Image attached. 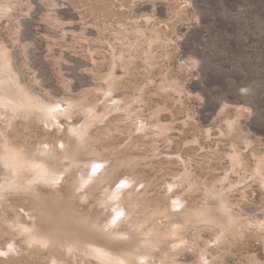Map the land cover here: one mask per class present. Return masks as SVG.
<instances>
[{"label": "rangeland", "instance_id": "1", "mask_svg": "<svg viewBox=\"0 0 264 264\" xmlns=\"http://www.w3.org/2000/svg\"><path fill=\"white\" fill-rule=\"evenodd\" d=\"M0 145V264H264V0H0Z\"/></svg>", "mask_w": 264, "mask_h": 264}, {"label": "bare ground", "instance_id": "2", "mask_svg": "<svg viewBox=\"0 0 264 264\" xmlns=\"http://www.w3.org/2000/svg\"><path fill=\"white\" fill-rule=\"evenodd\" d=\"M2 1V0H1ZM2 53V52H1ZM4 53V52H3ZM7 54V53H6ZM2 56V55H1ZM5 56V55H4ZM5 57L1 58V60L4 61ZM4 63V62H3ZM4 72V71H3ZM10 80V79H9ZM12 87V86H11ZM2 94V93H1ZM9 97V96H8ZM7 99V97H6ZM10 99V98H8ZM16 99V98H15ZM14 99V100H15ZM3 102V101H2ZM5 102V101H4ZM3 102V103H4ZM13 102V100H12ZM18 101H16L15 103H17ZM1 103V104H3ZM4 104H7V103H4ZM8 105V104H7ZM20 105V103L18 104ZM6 106V105H4ZM16 109V108H14ZM19 110V109H18ZM86 141V140H85ZM87 142V141H86ZM80 143V142H79ZM83 144V143H82ZM81 144V145H82ZM6 145V144H5ZM58 148V147H57ZM8 150V149H7ZM44 150V149H43ZM25 151V150H24ZM27 151V150H26ZM8 153V152H7ZM48 154V153H47ZM99 154V153H98ZM9 155V154H8ZM8 155H5L4 154V149L2 148V146L0 145V184L1 186L5 184V182L3 180L6 179V176L8 174V171L11 169V166L13 165L14 163V157L12 156H8ZM27 155V154H26ZM31 155V154H29ZM17 156V155H15ZM20 156V154H19ZM22 157V156H21ZM28 157V156H27ZM26 157V158H27ZM31 157V156H30ZM14 158V159H13ZM56 158V157H55ZM25 159V158H23ZM18 160V159H17ZM121 160V159H120ZM21 161V160H20ZM107 162V161H106ZM87 163V162H86ZM31 164V163H30ZM19 165V164H18ZM21 165V163H20ZM14 167V166H13ZM16 167V165H15ZM17 168V167H16ZM13 169V168H12ZM15 169V168H14ZM12 172V171H11ZM95 174V173H94ZM99 175V174H98ZM12 176V175H10ZM89 177V176H88ZM95 178V177H94ZM48 179V178H47ZM126 184V183H125ZM127 186V185H126ZM125 186V187H126ZM118 187V186H117ZM70 188V187H69ZM102 195V194H101ZM115 195V194H114ZM127 199V198H126ZM114 204V203H113ZM121 207V206H120ZM121 209V208H120ZM119 209V210H120ZM148 210V209H147ZM160 213V212H159ZM116 214V213H115ZM120 214V213H119ZM66 216V219L67 221H70L72 222L73 224H75L76 226L80 227L83 231H88V232H93L96 229H98L96 227V223H95V220H91L89 218H82V219H77L76 217L72 216L71 214H67V215H64ZM119 216V215H117ZM120 217V216H119ZM122 217V216H121ZM126 221V220H125ZM114 224V223H113ZM117 224V223H115ZM28 232V231H27ZM151 232V231H150ZM153 232V231H152ZM232 232V231H231ZM30 234V233H29ZM28 234V235H29ZM122 234H112L109 236V238H107V242L108 243H117V245H120L122 243H126L127 245H129L130 248H128V250L126 251L125 249V252L126 254L125 255H122V256H116V255H112V253L108 252V250H100V249H96V248H90V247H87V246H83L84 248H87L89 253H93L97 259H99L102 263L104 264H125L126 262L128 263V259L129 257L131 258L133 256V258H137L138 256H142L143 254H145L146 252H149L151 249H152V246H153V243L152 242H148L147 241H139V240H136V239H132L131 237H126L125 235L124 236H121ZM32 236V234H31ZM30 236V237H31ZM120 236V237H119ZM29 238V237H26V239ZM123 238V239H121ZM31 240V239H29ZM28 240V241H29ZM34 239H32L33 241ZM122 240V241H121ZM37 241V240H36ZM35 241V243H36ZM39 241V239H38ZM34 242V241H33ZM43 243H53V237H48V238H45L44 240L42 239L41 240V244ZM32 243V242H31ZM156 243V242H154ZM27 244V243H26ZM39 244V243H38ZM44 244V245H46ZM49 245V246H50ZM43 246V245H42ZM75 245L73 246H70V247H74ZM81 249V248H80ZM69 250V249H68ZM71 250V249H70ZM83 251V250H82ZM70 252V251H69ZM77 252V251H76ZM86 252V251H85ZM113 252V251H112ZM79 253V252H78ZM84 254V252H83ZM88 255V254H86ZM90 256V255H89ZM140 259V258H139Z\"/></svg>", "mask_w": 264, "mask_h": 264}]
</instances>
